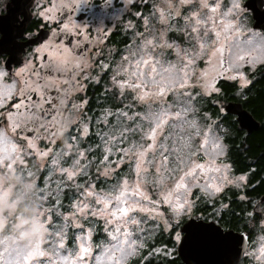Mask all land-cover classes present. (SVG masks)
Returning <instances> with one entry per match:
<instances>
[{"label":"clouds","instance_id":"clouds-1","mask_svg":"<svg viewBox=\"0 0 264 264\" xmlns=\"http://www.w3.org/2000/svg\"><path fill=\"white\" fill-rule=\"evenodd\" d=\"M111 2L112 0H104L106 6L111 5ZM134 2L135 0H125L126 5ZM140 2H143V0H140ZM150 2L152 5L151 11L142 17L143 31H136V25L132 22L126 24L127 28L133 30V36L130 45L125 47L124 52L113 66L112 84L119 89L121 94L124 93L125 89L129 90L131 99L136 101L137 104L144 105L143 112L138 113L133 111L132 116L148 110L157 111L170 105L173 109L178 105L183 106L186 99L184 92L187 91L193 100L198 101L192 106L195 111L189 114V118L195 119L202 129L207 130L209 124H217L220 116L213 119L208 112H199L197 105L202 103V99L197 100V97L203 98L208 95V92L204 89L206 78L202 74L208 72V78H210L216 71L220 72L221 68L225 66L230 67V65L243 63L246 58L247 62L250 63L252 60L258 59L264 53V40L260 39V36H264V33L254 30L249 25L248 16L246 15L249 9L243 6L244 0H236L239 8L234 9L228 17H225L223 13L226 7L232 6V0H226V2L225 0H150ZM206 2L209 5L219 3L224 7H221L215 16L209 18L208 8L204 6ZM35 4L37 15L48 22L50 31L46 33V38H43L42 42L32 48L31 52H26L25 47L23 52L18 53L20 58L26 52L27 59L23 61L22 66L13 70L11 75L4 70V62L2 60H0V71L6 73L5 80L7 82L12 80L17 82V95L27 97L32 93L30 89L24 87V81L29 77H31L34 85L39 84L41 86L45 97H48L50 91L55 90L57 95L51 96L52 100L56 101L51 106L55 112L51 119L48 120L45 117L49 113L41 115L44 109L43 105L40 109L31 106L33 114H26L15 130H12L8 123L6 125L0 124V129L7 131L10 140L18 148L17 152L11 155V162L13 164L11 169L7 166L8 159L0 163V264H8V262L17 264V260L19 259L17 254L22 255L37 240L41 242L45 256L37 257L32 261V264H53V262L59 264L57 257L60 250L56 247L57 232L62 233L66 244L69 223L65 221L67 213L62 212L60 209L62 198L61 185H63V181L57 180L52 184L50 177L54 172L64 173L62 171L64 167L59 166V159L62 156H67L73 150L74 143H68L69 137L65 133L68 126L75 122L68 117L67 113H64L63 116L57 115V110L61 112L66 107V88H61V85L68 86L65 84V81H75L76 76L82 72L84 73L82 79L86 78L88 75L87 70L93 67V62L97 55L100 54L99 48H97V51L89 56L91 47L97 44L98 41L96 38H89L86 32V28L88 27L87 22H78L75 19L76 15L82 10V5L91 6V0H35ZM42 5L43 7L41 8ZM258 7L264 11V4H259ZM182 9H184L183 14ZM194 12L197 18L202 21V23L197 25L198 30L196 32L192 31V25L189 23ZM134 15L139 17L140 13L136 12ZM177 18H179V21ZM226 21H231V26L228 28L225 27ZM54 22L57 23V26L51 27ZM65 25H68V27H65ZM170 32L177 35L182 34L183 41L181 42L177 39L169 40L168 33ZM253 33L256 34L255 40L252 39ZM69 37H71L70 40ZM77 37L80 38L77 39ZM28 38L29 35L24 33V39ZM66 40H68V43L65 42ZM146 40L152 41V43L145 46ZM250 41L252 42L250 43ZM85 43L89 45L88 48L84 47ZM201 43L205 45L204 48H201ZM217 48H223L224 64L221 68H215L216 57L213 56V53ZM111 51L114 52L115 49ZM141 56H144L145 59L151 56V59L147 64H144L140 59ZM33 57L36 63L33 62ZM64 57H67V63L61 62ZM124 57H127V59H123ZM186 57L192 60L188 71L190 86L186 90L176 88L163 97L150 95L143 102L139 99L141 93L148 89L154 92L156 89L155 82L161 80L162 76L167 77L168 74L162 72L161 69H167L170 64L175 65L178 70L182 69ZM238 57H243V59H238ZM108 58L111 62V53H109ZM201 59L206 60V66L198 69L196 62ZM101 65H105V67H101ZM101 65L98 66L101 70L108 68L107 63H102ZM153 65L156 67L155 72L153 71ZM33 73L35 75H32ZM141 73L143 74L142 76L140 75ZM177 75H182V73L177 72ZM121 78L127 79L129 85H133L139 80L143 87L137 89L126 86L122 89L119 86ZM194 88L196 91H193ZM219 92L220 89L217 93ZM169 94H171L170 100L166 99ZM198 113L199 116L197 115ZM220 114L221 116L225 114L223 107L220 108ZM127 120L131 121V119ZM205 120L209 121V123L205 124L203 122ZM85 127L87 126L84 125ZM218 127L221 133L226 132L223 124H220ZM26 128L35 130L38 133L42 128L46 138L53 143L56 139L61 140L62 146L56 152H52L51 148L41 150L47 151V156L49 154L52 155L50 164L54 166L44 177L43 187L37 185V178L40 169L43 167V157L46 156H37L27 144V139L34 137L39 139L40 136L32 138L21 137V133L17 131L18 129ZM50 128L54 129V131L49 132ZM185 131L190 130L185 129ZM113 137H115V140L117 139L116 136ZM220 138L221 140L223 139L222 136ZM193 141L191 146L193 155L186 159L185 167L188 166L191 159H195L196 155H199L198 140L193 137ZM121 150V148H116L118 152ZM79 157L82 156L78 154L77 159L73 160L71 167L79 161ZM120 163V160L116 161L117 167H119ZM101 164H104L103 160ZM110 164L111 162L103 167V170L100 172L101 176H112ZM105 169L110 170L108 175H105ZM78 173L80 175H87L86 165H80ZM66 179L68 178L66 177ZM187 182L190 186L205 183L204 180H197L196 176L187 177ZM87 183L88 187H94L91 178H89ZM115 183L116 180L112 183H106V187H103V189L106 191L111 190ZM172 183V179H169L165 187L171 188ZM70 187L76 188L81 200H84L90 209L97 207L91 198L84 196V193L87 191V187L84 184H76L73 180ZM80 189L83 190L80 191ZM146 190L155 196L163 189L152 183L151 178H149V181L146 183ZM199 194H203L205 198L215 195V193L206 194L203 191H200ZM49 197L55 203H51ZM196 204V199H191L189 209L182 216H191V221L194 222L200 221L202 218L199 215H191ZM53 216L59 219L54 220ZM182 216H173L171 220L172 225H179ZM89 217L102 221V231L106 234L105 219L99 215L94 217L91 211H88L86 214L78 213L75 224L71 223V227L83 228L85 233L91 230V238L88 241H83L91 249L85 257L84 264H96V255L101 251L100 245L106 243L107 240L93 241L92 237L96 231V224L94 221L89 220ZM82 221H87L90 226L86 227ZM245 223L252 235L251 250L245 253L249 257L247 264H264V253L260 251L264 247V207L258 208L256 216H253L252 212H247L245 214ZM143 225L145 224L140 225V228L143 230L142 232H144ZM35 226H40L41 231L38 233L33 232ZM142 232H138L136 235L141 236L143 239L144 237L140 235ZM81 235V231L74 234L72 248L78 249L81 241L75 238L81 237ZM186 235L185 231L182 233L180 228L177 227L172 237L176 247H181L182 236L184 241ZM72 248L66 247L64 250L65 254H67L68 249ZM186 264H196V261L187 260ZM230 264H239V259L234 257L230 261Z\"/></svg>","mask_w":264,"mask_h":264},{"label":"snow or ice","instance_id":"snow-or-ice-1","mask_svg":"<svg viewBox=\"0 0 264 264\" xmlns=\"http://www.w3.org/2000/svg\"><path fill=\"white\" fill-rule=\"evenodd\" d=\"M204 6L208 8L209 18L215 16L218 10L224 7L219 3L209 5L207 2ZM238 8L239 4L236 0H232V6L226 7L223 15L228 17L234 9ZM189 23L192 25V31L196 32L198 30L197 25L202 21L197 18L194 12ZM230 26L231 21H226L225 27ZM65 27H68V25H65ZM252 39H256L255 33H253ZM260 39L264 40V36H260ZM151 43L152 41L146 40L145 46ZM200 46L201 48L205 47L203 43ZM213 56L216 57L215 68L223 67V48H217ZM259 58L264 59V53ZM123 59L126 60L127 57ZM140 59L144 64H147L151 56H148L147 59L141 56ZM238 59H243V57H238ZM254 61L255 59L251 62ZM61 62L67 63V57H64ZM191 63L192 60L186 57L182 69L178 70L175 65L171 64L167 69H161L162 72L168 74L167 77L162 76L161 80L155 82V91L148 89L141 93L139 99L143 102L150 95L163 97L176 88L186 90L190 86L188 71ZM232 66L230 65V68ZM101 67H105V65H101ZM153 71H156L155 65H153ZM177 72H181L182 75H177ZM32 75H35V73ZM202 75L206 78L205 91L208 93L218 92L219 88L215 87L214 83L220 72L216 71L210 78H208V72H204ZM5 77L6 73L0 71V107L17 92V82L15 80L7 82ZM65 84L68 85L65 89L66 93L70 89L83 87L76 80L75 83L65 81ZM119 86L122 89L126 86L137 89L143 87L139 80L135 84L129 85L128 80L124 78L120 79ZM24 87L34 92L39 100L33 101L30 95L24 97L28 100L29 105L23 112L20 109L25 108L24 99L13 105L16 111L8 113V125L12 130L17 128L26 114H33L30 110L31 106L40 109L42 105L52 101L50 95H48L47 100L45 99L41 86L39 84L34 85L31 77L24 81ZM184 96L186 99L183 106L178 105L175 109L170 105L157 111L148 110L135 116L121 113L123 117L133 121L131 127H124L120 131L122 141L127 142V147L122 148L120 151L122 153L120 161L123 162L128 159L133 162L130 174L118 177L112 189L108 191L103 188L97 190L95 186L87 187L84 196L91 198L97 205L96 208L90 209L84 200L78 199L72 202L70 206L72 211L66 212V223L75 224L77 214H86L88 211H91L94 217L99 215L105 219V231L108 239L106 243L100 245L101 251L96 255V264H129L130 258L140 255V250L145 247V238L142 239L141 236L136 235V233L143 231L140 228L141 224H148L149 221H152V229L156 230L162 227L164 231H167L172 227L171 220L173 216H182L189 209L191 205L190 197L193 195L192 190L194 188L206 194H213L219 193L224 184L232 183L227 175L229 166L216 162V157L223 155L224 146L220 136L215 134L213 125L209 124L207 130H204L195 119L189 118V114L195 111L192 106L198 101L193 100L187 91L184 92ZM73 107L76 106L73 105ZM52 110V108L43 109V113H50ZM57 115L62 116V113L57 110ZM136 117H139V119L136 120ZM185 129L190 131L186 132ZM84 131H87V127L84 128ZM125 133L138 136V139L128 142ZM193 137L198 140L199 155H196L195 159H191L188 166L185 167L186 159L193 155L191 152V146L194 142ZM36 139V137L27 139L28 147L37 156H47V151H41L37 147ZM109 139L115 140V137L110 136ZM17 150V145L10 140L7 131L0 129V163L8 159L7 166L11 169L13 167L11 155L16 153ZM104 151L110 153L112 149L106 146ZM79 155L83 156L84 153L81 152ZM107 160L108 156L105 155L104 161ZM79 167L80 162L78 161L74 166L64 168L62 171L66 174L68 180H72L77 175ZM109 171V169H105V175H108ZM192 176H196L197 180H204L205 183L190 186L187 177ZM149 178H151L152 183L163 189L155 196L146 190V183ZM169 179L173 181L171 188L165 187ZM236 179L243 181L245 178L240 176ZM40 231V226L33 228V232L38 233ZM81 234V237L75 238L81 241L78 249H68L67 254H65L66 244L62 233L57 232L56 247L60 250L57 257L59 264H84L85 257L91 249L83 241H88L91 238V230L85 233L81 228ZM149 236H151V232H149ZM154 251L160 252L161 249L156 248ZM260 251L264 253V247ZM164 252L165 255L170 254V250L165 249ZM17 255L19 257L17 264H32V261L37 257L45 256V251L41 247V242L37 240L29 246L26 252ZM8 264H11V262H8Z\"/></svg>","mask_w":264,"mask_h":264},{"label":"flooded vegetation","instance_id":"flooded-vegetation-1","mask_svg":"<svg viewBox=\"0 0 264 264\" xmlns=\"http://www.w3.org/2000/svg\"><path fill=\"white\" fill-rule=\"evenodd\" d=\"M26 6H28V8H26ZM42 7L43 5L41 8ZM151 7L150 0H143V2L135 0L134 3L129 5L125 4V0H112L111 5L107 6L104 4V0H91V6L82 5V10L76 15L75 19L78 22H87L88 27L86 28V32L89 38H96L98 41L97 44L91 47L89 56H91L92 53H95L97 48H99L100 54L97 55L96 58L109 56V53H111V55H118L128 42L129 28L126 27V24L132 22L138 28L142 22V14L150 11ZM136 12L140 13L139 17L134 15ZM7 14L10 15V21L5 24H0V40L5 37L4 33H8L7 36L11 38L12 41L8 46L9 53H0V60L4 62V70L11 75L12 71L22 66L23 61L27 59L26 52H31L34 46H37L42 42L43 38H46L45 35L50 31V26L48 22L44 21L37 15L35 0H32V2H30V0L25 1L24 6L19 3L16 4L11 0H0V19ZM112 14H118V17L113 20ZM248 14L250 15L249 18L252 25L253 21L251 13L249 12ZM24 24L25 27H23ZM119 25L121 31L120 36L118 34ZM56 26V22L51 25V27ZM254 30L264 33L262 30ZM21 33L22 35L17 36ZM24 33L29 35L28 39H24ZM169 36L175 37V33H170ZM114 37L116 41L115 43H111V40H114ZM36 38H39L38 41L33 44H27L29 41ZM79 38L80 37H77V39ZM119 38L125 40L124 45H122L120 49L118 45ZM70 39L71 37H69V40ZM65 42L68 43V40ZM25 47L26 52L25 55L22 56L21 63L16 64L13 62L9 64L11 52L24 49ZM84 47L88 48L89 45L85 43ZM112 49H115V51L112 52ZM33 62L36 63L34 57ZM202 65H204V63H202ZM261 68H263V72L258 73V70ZM232 69V67L230 68L227 66L221 68L220 75L216 77L214 83V86L219 88L220 92H209L207 96L197 98V100L202 99V103L198 104L197 107L199 108L200 113L208 112L213 119L220 116V119L217 120L216 125H213V128L217 131L218 135L223 137L222 144L226 149L224 161L229 166V171L233 176V180L232 183H229L221 190L212 203L202 204L192 215H199L205 221H214L217 225L222 227L224 232L232 231L244 235L246 240L245 243L241 242L236 243L235 245L234 242L227 243L229 249L226 252L223 251L226 256L221 258V262L222 264H230V261L236 257L239 259V264H247L249 257L245 253L251 250L250 245L252 242V235L245 223V214L247 212H252L253 216H256L258 208L264 207V149L258 158L242 161L247 164L242 173L239 171V168H241V157H239V154L248 152L251 148V142L255 133L258 132L261 127H264V113L259 117L254 114V110L251 107L252 101L257 98L258 94L264 92V64L257 68H251L249 66L244 68L243 71L247 78L244 86L240 85L239 76L236 75ZM87 71H89V69ZM83 74L84 73L82 72L77 75L76 81H78L79 77ZM73 83H75V81H73ZM67 87L68 86L66 85H61V88ZM80 92L73 96H69L67 93L65 97V111L73 113L77 110L79 111L81 107L86 106L85 101L79 102L75 98ZM48 95L55 96L57 93L55 90H52ZM30 96L33 101L39 100V97L34 92L30 93ZM21 99H24L25 108L20 109V111L23 112L28 108V100L23 96L14 94L10 99L6 100L2 107H0V124L6 125L8 123L7 112L16 111L13 105L19 103ZM45 99L47 100V97H45ZM53 103H56L54 99L49 103H45L43 108L49 109ZM228 103L241 104L244 110L248 111L256 121L261 123V127L250 133L245 129H239L237 115L226 111V104ZM73 105L79 106L78 109L76 107L74 108ZM221 107L224 108L225 113L222 116L219 111ZM64 109H62L61 112H63ZM54 112L55 110L50 112L45 119L50 120ZM43 114L44 113L41 112V115ZM197 115L199 116V113ZM220 124L224 125L226 132L221 133L219 131L218 126ZM75 127H77V125H75L71 132H69L70 135L71 133L72 135L75 134V131L77 130ZM17 131L21 133V137L28 138L44 134L42 128L39 133L27 128L18 129ZM240 176H243L245 179L243 181H238L236 178ZM211 204H215V210L211 213V217L203 218L202 213L206 212L208 206ZM176 230L177 228H174V230L168 234L171 238L168 242L161 243L156 241V239L154 242H148V246L142 250L139 256L132 257L129 264H185V261L180 255V247H176L175 242L172 239ZM161 245H164L162 247L170 250L169 255L160 254L154 251ZM195 245L199 246L200 244Z\"/></svg>","mask_w":264,"mask_h":264},{"label":"rangeland","instance_id":"rangeland-1","mask_svg":"<svg viewBox=\"0 0 264 264\" xmlns=\"http://www.w3.org/2000/svg\"><path fill=\"white\" fill-rule=\"evenodd\" d=\"M225 2H226V0H225ZM150 11L144 12V14H142L141 18L144 17L146 14H148ZM183 12H184V9H182V14H183ZM248 13H249V11L246 13V15L248 16L249 25L252 27V25L250 23V18H249L250 15ZM117 17H118V14L117 15L112 14L113 20L116 19ZM177 20L179 21V18H177ZM136 31H143L142 22L138 28L136 27ZM170 33H173V32H170ZM170 33H168V39L169 40L177 39L181 42L183 41L182 34L177 35L175 33V37H171V36H169ZM128 35L129 36H128L127 44L121 49V51L118 53L117 56H115L114 58H111V62L109 61V59H107L106 61H98V58L95 59V61L93 62V67L91 69H89V71H88L87 77L82 79V77L84 76V74H83L78 79L79 83L81 85H83V87L70 89L67 92L69 96H73L80 91L83 92L85 87H86L87 81H91V79H93V81L97 80L104 71H110V81H111V77L113 75L112 69H113L115 62L120 58V55L124 52L125 47L130 45V43H131V39L133 36V30L130 28L128 31ZM96 62H98L97 66H95ZM102 63H107L109 65V67L101 70V68L98 66L101 65ZM202 63H204V65H202ZM263 64H264V59L258 58L254 62L250 63V62H247V58H246L245 62L234 64L232 66V68H233L232 71L236 75L239 76L240 85L244 86L246 84V81H247L246 74L243 71L244 68L246 66H249L251 68H257ZM205 66H206V60L205 59H201V60H198L196 62V67L198 69H202ZM92 70H96V73L98 75L97 76L91 75ZM110 88L120 94L119 96L121 97V100H122V107L121 108L114 109V110L107 109L104 113L102 112L100 115H96L94 118L84 117L85 112H83V111L85 109V106L81 107V109L79 111L77 110L79 106H76L77 111L73 112V113L67 112V111H65V109L63 112H61L62 116L64 115V113H67L68 117L70 119H73L75 122L71 123L68 126L67 131L65 133V135L69 137L68 143H70V144L74 143L73 150L70 151L67 156H62L59 159V166L64 167V168L71 167L73 160L77 159L79 152L82 151L84 153V155L82 157H79V162H80V165H86V169H87V175H80L79 173H77V175L72 180L66 179L65 173H59V172H54V174L50 177V182L52 184H54L57 180L63 181V185H61V187H62L61 197L62 198H61V203H60V209L62 212L72 211V209L70 207L72 202H74L78 199H81V197L79 196V192L76 190V188L70 187L73 183V180L75 181L76 184H84L85 187H88L87 182L89 181V178H91V181L94 183L95 188L97 190H99L103 187H106V183H112V182H114V180H117L118 177L123 176L125 174H130L131 164L133 163L132 161L125 159L123 162L120 163L119 167H117V165H116V161L120 160V156L122 155L121 152L116 151V148L118 147V148L122 149L124 147H127V142L122 141V137L120 136V131H122V129L124 127H131L132 123H133L132 120L129 121L125 117H123L121 115V113H128V115L131 116L133 111L138 112V113L143 112L144 111V105L137 104L136 101L132 100L131 99V93L127 89H125L124 93L121 94L119 89L116 88L112 84V81H111V87ZM193 91H196V89L194 88ZM197 98H199V97H197ZM166 99L170 100L171 94H169L168 97H166ZM135 119L138 120L139 117H136ZM203 122L205 124L209 123L206 120ZM75 125H77V127H75L77 130L75 131V134L70 135L69 132H71L72 128ZM84 125L87 126L86 132L84 131ZM52 131H54V129L50 128L49 132H52ZM91 131H92V134H94L95 136H94V138H92V140H88V136L90 135ZM215 134L218 135L216 130H215ZM125 135L128 137V142H130L134 139H138V136H135V135H129L127 133H125ZM110 136H116L117 139L116 140H110L109 139ZM218 136H220V135H218ZM73 138H74V140H73ZM221 142H222V140H221ZM36 143H37V147L40 150H45V149L51 148L52 152H56V150L61 148V146H62L60 139H56L55 142L53 143L52 141L48 140L44 134H42L40 136V138L37 139ZM106 146L111 148L112 152L105 153L104 149ZM113 153H115V155H113ZM105 155L108 156L107 161H104ZM225 155H226V149L224 147L223 148V155L217 156L216 162L218 164L219 163L226 164L224 161ZM33 158H35V157H33ZM51 159H52L51 154H49L46 157H43V167L40 169V171L38 173V178H37V185L40 187H43L44 177L48 174L49 170L54 167L50 164ZM102 160L104 161V164H101ZM86 161L88 162L87 164H86ZM109 162H111L110 167L113 170L112 176L103 177L100 175V172L103 170V167L105 165H107ZM227 175H228V179L232 181L233 176L230 174L229 169H228ZM228 184L229 183L224 184L222 189ZM64 185H68V186H64ZM82 190L83 189H80V191H82ZM192 191H193V195L190 198L196 199V201H197L196 207H194L193 212H195L197 210V208L200 207L202 204L212 203L213 200L215 199V197L221 192L220 191L219 193H215V195H211V196L205 198V196L203 194H199L200 193L199 189L194 188ZM49 200L51 203H55V201L52 200L51 197H49ZM215 208H216L215 204L209 205L207 211L202 213V217L203 218L211 217V213L215 210ZM193 212H192V214H193ZM190 217L191 216H182L181 220L179 222V225L173 224L172 227L169 228L167 231H164L162 227L159 229H156V230L152 229V227H151V225L153 223L152 221H149L148 224L143 225L144 232H142L140 235H142L145 238V240H144L145 247L144 248H146L148 246L147 245L148 242H154V240L160 235V233H164L167 235L172 230H174V228H177V227L180 228L181 224L186 219H188ZM53 219L58 220L59 218L53 216ZM89 220L94 221L96 224V231L94 232L93 237H92L93 241L94 242H98L101 240L106 241L107 240L106 234L102 231L103 222L96 219V218H93V217H89ZM82 223L86 227L90 226L87 221H82ZM80 231H81L80 228H73V227H71V223H69L68 240L66 241V247H68V248L73 247L74 234L76 232H80ZM149 232H151V236H149ZM165 238H166V240H168V239H170V236H166ZM162 246H164V245H161L159 247L161 249V251L158 253L165 254L164 250L167 248L162 247ZM143 249L140 250V253L142 252Z\"/></svg>","mask_w":264,"mask_h":264},{"label":"water","instance_id":"water-1","mask_svg":"<svg viewBox=\"0 0 264 264\" xmlns=\"http://www.w3.org/2000/svg\"><path fill=\"white\" fill-rule=\"evenodd\" d=\"M11 1L24 6L27 0ZM30 2H32V0H30ZM259 4H264V0H245L243 6L247 7L251 13L253 29L262 30L264 32V11L258 7ZM26 8H28V6H26ZM9 21L10 15L7 14L0 19V24H5ZM23 27H25V24ZM4 35L5 37L0 40V53H9L8 46L12 39L7 36L8 33H4ZM20 35H22V33L17 36ZM38 39L39 38L31 40L27 44H33L38 41ZM22 51H24V49L12 51L9 64L13 62L20 64L22 57L19 58L18 53ZM226 111L237 115L239 129H245L250 133L261 127V123L256 121L248 111L244 110L241 104L228 103L226 104ZM183 231H185L187 235L184 241L182 238V245L179 251L185 264L187 260H195L196 264H222L221 258L226 256L223 251L226 252L229 249L227 243L234 242L235 245L236 243L246 242L244 235L232 231L224 232L222 227L217 225L214 221H205L203 219L194 222L191 221L190 217L181 225V232L183 233ZM195 244L200 245L196 246Z\"/></svg>","mask_w":264,"mask_h":264},{"label":"trees","instance_id":"trees-1","mask_svg":"<svg viewBox=\"0 0 264 264\" xmlns=\"http://www.w3.org/2000/svg\"><path fill=\"white\" fill-rule=\"evenodd\" d=\"M118 34L121 35L120 25L118 26ZM114 40H111V43H115ZM125 40L122 38L118 39L119 49L122 45H124ZM117 55H111V58H114ZM109 56H102L98 58V61H106ZM98 62H96V65ZM263 72V68L258 70V73ZM91 75L97 76L96 70H92ZM264 79V78H263ZM111 81H110V71H104L100 77L93 81H87L86 87L84 91L80 92L75 98L79 102L85 101L86 106L83 112H85L84 117L94 118L96 115H100L102 112L104 113L107 109H118L122 107V100L119 96L120 94L116 91L112 90L111 88ZM251 107L253 108V112L257 116H261L264 113V92H260L256 99L252 101ZM91 121V120H90ZM72 135V133H71ZM94 134L92 131L88 136V140H92L94 138ZM264 149V127H261L258 132L255 133V136L251 142V148L248 152H244L243 154H239L241 157L239 171L242 173L245 169V162L246 160L256 159L258 158ZM244 157V158H243ZM166 236L168 234L160 233V235L156 238V241L164 243L168 242L170 239L166 240Z\"/></svg>","mask_w":264,"mask_h":264}]
</instances>
